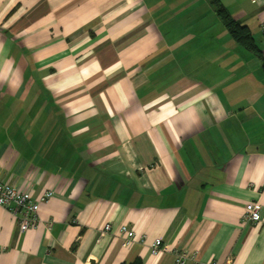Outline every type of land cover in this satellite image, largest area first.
<instances>
[{"label":"crops","instance_id":"0c3cea01","mask_svg":"<svg viewBox=\"0 0 264 264\" xmlns=\"http://www.w3.org/2000/svg\"><path fill=\"white\" fill-rule=\"evenodd\" d=\"M220 2L261 56L210 0H0V181L52 192L0 264H264V0Z\"/></svg>","mask_w":264,"mask_h":264},{"label":"built area","instance_id":"2783aa9c","mask_svg":"<svg viewBox=\"0 0 264 264\" xmlns=\"http://www.w3.org/2000/svg\"><path fill=\"white\" fill-rule=\"evenodd\" d=\"M264 33V24H262ZM51 191H45L39 198H34L28 191H22L9 183L0 181V206L4 207L15 218L21 231L34 228L38 223V211L40 203L51 197ZM246 221H259L260 211L257 202H248L245 205L243 215ZM114 231L122 236V245L129 246L136 241V235L133 229H129L125 224L119 225L113 229L109 222H106L100 230V234ZM152 254H157L161 251H168L169 246L162 239H155L151 246ZM174 264H200L196 260L195 253L187 251H174ZM211 264V263H204Z\"/></svg>","mask_w":264,"mask_h":264},{"label":"trees","instance_id":"16d2710c","mask_svg":"<svg viewBox=\"0 0 264 264\" xmlns=\"http://www.w3.org/2000/svg\"><path fill=\"white\" fill-rule=\"evenodd\" d=\"M213 9L216 14L229 31L234 40L246 50L261 56V50L256 46L254 38L248 29V27L241 22L235 20L220 0H210ZM262 67L264 69V56L261 57ZM120 264H141L139 261H133L130 263L122 262Z\"/></svg>","mask_w":264,"mask_h":264}]
</instances>
